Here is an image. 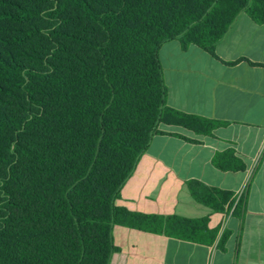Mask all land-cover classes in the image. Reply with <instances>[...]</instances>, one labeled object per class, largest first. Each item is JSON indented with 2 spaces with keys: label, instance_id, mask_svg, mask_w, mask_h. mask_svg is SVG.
<instances>
[{
  "label": "trees",
  "instance_id": "trees-1",
  "mask_svg": "<svg viewBox=\"0 0 264 264\" xmlns=\"http://www.w3.org/2000/svg\"><path fill=\"white\" fill-rule=\"evenodd\" d=\"M241 13L264 25V0H0V264H109L114 225L215 241L207 218L115 202L152 137L179 136L161 126L212 136L224 125L167 105L161 46L215 55ZM227 157L213 164L237 170ZM191 186L212 212L233 205ZM244 212L241 198L233 213Z\"/></svg>",
  "mask_w": 264,
  "mask_h": 264
},
{
  "label": "crops",
  "instance_id": "crops-1",
  "mask_svg": "<svg viewBox=\"0 0 264 264\" xmlns=\"http://www.w3.org/2000/svg\"><path fill=\"white\" fill-rule=\"evenodd\" d=\"M159 58L167 105L224 125L212 136L161 126L179 136L152 137L115 204L145 215L207 218L217 236L204 244L114 225L109 264H264V25L241 13L215 55L172 40ZM224 153L237 170L213 164ZM192 182L232 193L233 205L212 212L195 199ZM241 198L245 212L237 216Z\"/></svg>",
  "mask_w": 264,
  "mask_h": 264
}]
</instances>
